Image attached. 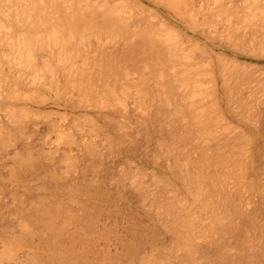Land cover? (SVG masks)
I'll return each mask as SVG.
<instances>
[{"label": "rangeland", "instance_id": "rangeland-1", "mask_svg": "<svg viewBox=\"0 0 264 264\" xmlns=\"http://www.w3.org/2000/svg\"><path fill=\"white\" fill-rule=\"evenodd\" d=\"M34 1L35 2L41 1L42 3L44 2L43 4H46L48 0H44V1L34 0ZM50 1L51 0H49V2ZM74 1H78V0H74ZM27 2H28L27 5L24 4V6H28V4H30V0H28ZM41 2L40 4L38 3L39 5L38 8L44 11L45 9L41 8L44 5H42ZM90 2L91 3L94 2V4L97 5L98 4L101 5L105 4L107 6L113 5L119 7L120 9H123L124 15L126 13V15L128 14V16H131L133 18L135 25H128V26H131L132 27L131 29H133L134 31L132 32L135 33L136 31V33L135 36L133 37H131L132 33L130 34L131 36L128 34L130 38H127L128 36L126 35L125 37L126 40H125L123 34L120 35V33L108 31L107 27H103V25L99 23L98 25H94L90 27L91 29L81 28L80 29L81 33L79 34H78L79 31L78 32L76 31L77 32L76 36H78L76 37L74 35V33H76L75 31L70 33L67 28H64L65 32L68 31L67 33H69L67 37L62 36L63 38H68L66 42L69 43L68 40L70 41L73 40V42H76L75 44L76 47L74 45V47L71 49L72 50L74 49L73 51L76 52V55H78L77 56L78 59L73 58V60L76 59V61L72 62L71 65L74 64L75 66L77 67L79 66L80 68L82 66L81 63L83 64V62L85 63L86 61H90L94 64L96 60L92 61L91 58H93L100 61L99 64L98 62H96L98 65L96 66V68L100 66L102 67L104 64L106 65L108 64V67L110 66V70L114 69V67L116 66L119 67L118 65L120 59L119 56L122 57L120 54L123 53L124 51V50L123 51L120 50L123 49L124 46H126V44L130 43V45L131 44L136 45L137 43H135V41L136 42L138 41L139 43L141 39L138 40V37H140V34L144 32L141 30L145 29V26L148 25H150L148 30L154 27L153 29L160 32L159 35L164 34L165 37L167 36L166 41L163 38L164 39L163 43L166 45V49L171 48V50H173L174 52L175 51L174 48H176L178 50L177 54L180 55L185 53L184 55L187 58L185 60L184 55H182L183 57L180 56L181 60H177V59L172 60V58H174L175 56L174 57L171 56L172 58H170V60H172L173 62L171 64L167 63L165 64V66H162V72L164 75L162 76L163 78H161L162 80L160 82H156L155 80H153L155 81L153 82L152 79L149 81L148 75L150 74V72L148 67L139 68L138 70V68H135L136 66L133 67L134 64H132L131 62H129L130 64L128 63V65H126L124 64V60L121 59L123 61L120 60L121 61L120 63H122V65L124 64L123 66L125 65L129 67L132 66L130 69L131 73H129L128 71L129 69L127 67L123 69V66L120 63L119 64L121 65V67L120 68L117 67L118 69L122 68V70H125V71L121 70L123 73L120 70H118L120 71L118 74L126 73L125 75H128V77L127 76L124 77L122 76V74L120 75L121 77H123L121 78V80L124 79L123 80L124 84L127 83L125 86L126 89L117 84L114 85L115 87L113 85H110L113 88H120V90L117 89L119 91L116 92L115 89L114 91L116 92V94L111 91L110 93L108 92L107 95L108 97L104 95L107 94L105 92L106 90L102 91L104 94L101 93L100 91L101 94L98 95L97 93L99 92H97L95 88L97 87L98 89L101 87L102 89L105 86L98 85L97 82L99 80L98 81L94 79L91 80L89 78V83L94 85V87L92 86L91 88L86 87V90L87 88L91 90L92 96H94L93 100H90L91 97H89V93L88 94H85L84 92L81 93L83 91L82 89L81 92H79L80 90L78 91L77 88L78 85L76 86V84H75L76 87L73 88L74 85L69 79L68 82L72 84V87L65 84L66 87L67 86L69 88L71 87L70 89L67 88L66 90V87H64L62 84L66 80V78L64 79L63 78L64 76L61 74L62 71L61 68L63 66H64L63 68H65V64L63 63L64 64L63 65L58 63L59 62L58 58L54 56L55 59L58 61V62L56 61L58 64H55L54 61L52 65L59 66L60 69L56 66V68L59 69V70L56 69L58 71L57 75H59V71H60L59 76L62 78H59L57 76V79L59 80L58 81L59 84L65 88L62 89V87H60L61 91L59 92L60 94L58 93L59 95L58 97L56 94H54V91L55 90L57 91L59 88L54 89L55 88L54 85H51L53 87H50L51 83L49 84L48 81V80L53 81L52 76H50L52 75L53 72L51 71L52 73H50V75L48 74L50 72L49 70L52 69L53 66L52 68L49 69L48 67L47 69V66H44L47 65L46 62H44L45 64L42 65V60H46L48 58L51 60V57L53 58V56H51V52L53 54V52L56 51L54 52L56 54L59 51H62L59 49H62L61 45L65 44L66 42L60 36H61V30L64 29L58 28V32H57L55 31V27H54V29L52 30L54 24L53 25L49 24L50 23L49 20L48 22L43 21L42 24H44V26H41L40 28H36V29L35 27L34 29L33 27H30L31 25H28L29 26L28 27L27 23H23L20 20L18 21V19L11 21L10 24L14 23L13 25L3 26L6 25L5 23L6 21L4 22V20L8 19L6 13L7 15H10L9 13L11 12L8 11L9 12L8 13L6 11V10H10L11 7L9 9L6 8L11 6L12 2H9L7 0L6 1L2 0V2L0 1V17L2 18V19L0 18V30L1 31H3V29L7 30L5 34L6 33L9 34L11 32V34L9 35L11 37H9L10 39L7 38V35H5L4 33H1V35L4 34L5 36L4 38L6 40L9 39L8 42L10 41L12 42L13 39V43H14L11 44L10 42V45L8 44L6 45V43L0 42L2 43V45L0 44V135H1L0 140L1 139L3 140V141L1 140L0 142V204L5 206V210L3 212H0V216L2 215L1 217L5 218V219L0 218V234H1L0 264H55L57 260L56 259L52 260V258L54 257L48 254L49 252L47 247L48 245L44 242V238L46 235L38 225L39 220L37 219V216H40V214L44 212L45 208L47 207L54 208V206L58 207V205L60 207V204H63L61 205L63 207L62 209H64L66 204L74 208H76V205L77 207H80L83 204L84 206L87 207V209H89L88 207H90L91 209L92 208L91 206L93 205L92 202L96 198L100 199L99 200L100 202L98 201V199L97 201L98 204L101 203V205L99 204V207L101 206L102 207L100 208L99 211L100 216H98V218L96 219L95 221L96 224L94 223L92 230L101 238L98 239L97 241L96 244L97 251H95L96 253L94 254L86 253L85 256L88 258V262H94L93 259L95 258V256L105 252V253H109L111 257L112 256L114 257V258L112 257L113 258L112 262H114V264L115 262L116 264H181V263L185 264L186 261L189 262L186 258L189 254H192L196 257V261H194L191 264H243L244 261L246 264H250V262L252 264H264V256H261L262 258L259 257L261 254L262 255L264 254L263 252L264 251V230H263L264 229V123H263L264 121L259 119V118L264 119V87H263L264 86V44H263L264 41L262 43L260 42L262 41L261 38H263L264 40L263 37L264 35L261 36L263 34L262 31H260L262 28L258 27L259 25L261 26L262 22H264V0H90ZM2 5L4 6L2 7ZM40 5L42 6L40 7ZM45 6L47 10V5ZM11 10H13V8ZM3 12H5L4 14L5 16L2 15ZM41 13L43 12L41 11ZM46 13L44 11L43 14H45L44 16L48 18L50 14L49 15L47 14L48 15L47 16ZM195 14L197 15L195 16ZM256 14L257 16L255 18ZM257 17L259 20L257 19ZM251 19L253 21H251ZM244 21L245 23L249 21L251 22L245 24ZM51 22L53 21L51 20ZM206 22L207 23L209 22V25ZM211 22L213 25L211 24ZM253 22H258L257 24H255V26L257 25L256 28L254 29L250 28L251 30L247 28L245 30L246 27L245 25L249 26V24ZM57 24L60 25V23H56V25ZM253 24H250V26H254ZM19 25L21 26L18 27ZM10 26H12L14 29ZM60 26L62 27V25ZM60 26L57 25L56 27H60ZM151 26L153 27L150 28ZM232 26L234 27L238 26V28H236L238 30L237 32L238 34L234 31V33L237 35H235L232 32L233 33L232 36L230 32V30H233ZM28 28H30V30L33 31L34 33L31 32ZM49 28H51V30L53 31V32L51 31V35H53L54 38L57 37L55 38L58 42L56 46H55L56 42L55 41L51 42L49 39L53 37L49 35L50 33ZM104 28H106V30ZM228 28L229 30H227ZM15 29H17L18 31ZM85 30L88 31V33L87 34L84 33L85 38H83V40H85V42H81L82 46L84 47H81L80 45L78 46V39H80L79 38L80 35H83V32H86ZM19 31H21V33L24 32L23 37H22L23 33L20 35ZM14 32H18L19 35H16L17 33ZM35 32H37V34L39 32V35L41 34L44 35V37L43 35H41V38H44V40L42 39L43 43L47 40V43L51 42L53 43V45L50 44L51 46L48 45V47H46L45 49H38L40 48L42 42H40L39 45L38 44L39 42L37 41L36 43L35 39H38L39 41L42 40L40 39L39 35L37 34L35 35ZM56 32L58 36H56ZM228 32H230V34H227ZM25 33H28L30 35L33 34V36L35 35L34 37L35 39L33 40L35 41V44L34 43L31 44V41L30 42L28 41L29 38L31 40V37H28L27 35H25ZM67 33H64V36H66ZM72 33L76 37L75 40H74L75 37L71 36ZM150 33L153 34L154 30ZM159 35L157 34L155 35V37L157 39H162L160 38ZM0 37L2 38V40L4 39L2 36ZM54 38L52 39L54 40ZM18 39L20 41L22 40V42L24 43L23 50L26 48L25 49L26 51L24 50L25 52H22L23 50L22 51L20 50L22 46L20 44V41H18ZM15 42L18 43V45L15 44ZM59 42L62 43L60 45V48L58 47L59 46L58 44H60ZM47 43L45 42V45H47ZM45 45L43 44L41 46H45ZM29 47L31 49L33 47V50H30ZM83 48L84 50L88 48V50H86L85 52ZM104 48L106 49L104 50ZM260 48H262V50ZM70 50H66V53L70 52L71 54L72 50L71 51ZM91 50L93 51V54ZM94 50L96 52H94ZM88 51H90L89 55L90 54L91 55L87 58L86 55ZM110 51L115 52L117 54L116 57L119 59H116V57H114L113 59H108L107 61V59L105 60L104 58H102L101 56L102 53L109 52L110 54L111 53ZM24 53L26 55L25 56L26 58L24 57ZM33 56L34 58L36 56H39L41 58L38 59L37 61L39 62V64H37L36 61L33 63L37 64V66L38 65L40 66L39 70L41 71L39 72L42 73V76L38 72L36 73L35 70H32V68H35L37 70L39 66L37 67L35 64L30 65L31 63L30 64L27 63V61L31 59L35 60ZM21 57L28 59L25 60L26 61L25 62L23 58H22L23 60L21 59ZM73 57L76 56L73 55ZM100 57L103 61L99 60ZM79 58L81 59L79 60ZM182 58L184 59L182 60ZM22 61H24L25 64ZM184 61L187 62L185 63ZM51 62L47 61L48 64H51ZM93 64H91V67L92 66L95 67V65ZM66 65H69L67 64V61H66ZM71 65H69L70 69H71ZM88 66L90 67V65ZM112 66L114 67L112 68ZM169 66L170 67L173 66L175 67V69L177 68L176 70H173V73L174 71L176 72L179 80H180V76L181 77L183 76L184 78L185 75L183 74L185 73L184 71H187L188 73L190 71L192 72L189 73V75L192 77H190L186 72L187 76H185V78L189 76L191 79H193L194 77V80H190L188 77V79L186 78V80H188V83H186L187 81L183 79L184 82L186 81L184 84H186L185 88H187V90L183 88L185 85L182 84L181 80H180L181 83L178 81L176 74L175 75L172 74V71L170 70ZM177 66L180 68V72L178 71ZM104 67L106 68V66ZM173 67L172 69H174ZM229 68L230 69L232 68V70H235V72L229 70ZM102 69L101 71L105 72V70ZM187 69L190 71H188ZM91 70H93V67ZM66 71H63L62 73ZM95 71L93 70L92 73ZM118 71L116 70V72ZM104 72L102 74L109 73L108 70H106L105 73ZM233 72L236 74H234ZM67 73L69 74L70 72L64 73L65 76H68L66 75ZM97 74L96 75L92 74V75L96 77ZM112 74L114 73L112 72ZM240 74H242V76L245 74L246 76H244L243 78L242 76H240ZM53 76H55L56 78V74ZM151 76H150L151 78L155 79V77H153L152 74ZM226 78H230L231 80ZM108 79L111 80L112 78L110 79L109 77ZM243 79H246V81ZM147 80L149 82L151 81L153 82V83L151 82V84L148 82L150 86L157 88V90L153 88V90L155 89L154 90L155 92L153 91L154 94L151 92L152 88L150 87L151 89L150 91L149 87L146 86ZM56 81L57 80H55L54 82L56 83ZM123 81H121L120 83H122ZM129 81H133V82L131 83ZM224 81H230V82L229 83L226 82V84L228 83V85H226L224 84L225 83ZM237 81H240V83H238ZM136 82L140 84V87L142 86V88H144L143 91H146L147 88L149 89L150 95L148 92L147 97L151 98L153 94V96L155 95V97H157L159 101L153 97L154 99L153 98L152 99L154 100V102H152L150 99L149 100L152 103L148 101L152 105L145 104L146 100L145 102L144 101L140 103L137 102V100L142 101L148 98L145 97L146 95L144 93L142 95L138 93V90L140 91V89H138L139 84ZM242 82H244V84ZM112 83L113 82L109 81V84ZM56 84H57L56 87H58V83ZM149 84L147 85L149 86ZM144 85L147 88H145ZM178 86L179 88H182L184 91H182V89L180 90ZM230 86L231 88H229ZM128 87H130L129 90L127 89ZM51 88H53L54 90L53 92ZM72 88L74 90H72ZM62 90L64 91L65 94L63 93ZM177 90L178 92L182 91L184 95L188 96L185 100H183L184 102L188 100L187 102H190L189 106L192 103V106L198 108L197 109L198 112L194 110L196 114H194L195 112L191 113L192 111L190 110H189L190 112H188L187 110L188 108L187 109L185 108L184 113L180 112L182 114L181 116L183 117L190 116L188 117L189 119H191L190 127L195 129V131L193 129H191L190 131L187 130L186 132L187 137L184 135L185 133L181 135L180 132L177 131L176 127L171 125V122H169L170 118L173 117V115H175L173 114V111H171L172 109L169 108H172L170 107V105L174 106L177 104V102L176 104L171 103L174 101L173 99H176L177 97V94H175ZM120 91L121 92L124 91L123 92L124 94L121 95ZM128 91H130L131 93L129 92L128 94ZM111 93L112 94L114 93L115 95L113 94L111 96ZM159 94H161V96L163 95L162 97L165 98L162 99V97L159 96ZM165 94L168 95V97L164 96ZM117 95L119 99L116 97ZM133 95L134 97H132ZM179 95L181 96V93ZM179 95L177 98H179L180 100L181 97H179ZM254 95L256 96V98ZM136 96L137 97L141 96V99L136 98ZM109 97L112 98L110 99ZM239 97L240 99H238ZM235 98L237 100H235ZM257 98L258 100H256ZM113 99L115 101H113ZM164 99L165 101L163 103L162 100ZM212 99L214 100V102ZM245 100L246 102H244ZM155 102L157 103L160 102L162 104H165L167 108L165 107V105H162L160 107L161 108L164 107L163 110L168 109L169 112L165 113L167 111H163L161 108L157 106V104L156 105L153 104ZM184 102L181 101L180 103H183L182 105H185ZM160 103H158V105ZM193 103L195 105H193ZM255 104H257V106H255ZM154 105L158 108H156ZM182 105L181 108H183ZM244 105H247L248 110L245 108ZM252 105H254V107H252ZM257 107L259 108L257 109ZM181 108L178 107L177 109H175V111H180ZM155 110H158L159 111L158 114L160 115L173 114L171 117H168V119L166 116H162V115L160 116V118L158 115L156 117H158L159 120L166 117L164 119H167L166 120V122L168 123L167 128L172 131L171 132L170 130L167 129L168 131L166 132H171L172 134L176 132L178 136L176 134L171 135V133L170 135H166L165 138L163 136L162 137L160 136V132L165 136L166 133H164L163 131L166 130L165 125H167V123L163 124L164 121L162 120L161 122L160 120V122L164 125L161 128V124L159 121H157L156 117L154 116L155 119L152 117L154 115L152 113ZM162 111L165 114L161 113ZM170 111L172 112V114H170ZM250 111H252V113ZM255 112L263 113L262 115H260L261 117L259 116L257 118L256 116V118L259 120V121L255 120L257 126L259 129L261 128V130L257 133L253 132V130L255 129L252 128L254 127L253 123H255L253 122V120L250 121L253 124L251 126L249 123L244 122V120L247 121L248 116L250 117L251 115H253V113L256 114ZM241 113H243V115ZM204 114H206V116L211 119L209 120L213 122L215 128L217 127L218 132L214 128L215 132H217L214 135L217 136L216 137L217 139L220 138L219 140L220 142H224V140H226L227 143H231L235 139L234 142L236 144L234 145V147L232 146L233 151H230L229 155L232 154V156L236 158V161H238V170L237 171L234 170L235 174L237 172L236 174L237 178L235 174L232 173L233 171L231 169V166H226L227 165L226 164L224 166L227 169L230 168V171H232L231 173L227 172V175L228 173L229 175L231 174L230 177L227 179L229 184L228 185L223 184L222 181H220L221 183H219L223 185L220 186L223 187V190L224 188H226L227 191L226 192L223 191L224 193L230 191L232 192V194L229 192L228 193L229 197L228 195H224L228 197V198H224L227 200L226 201L222 198L223 195L220 192L222 196H220L219 198H222L224 200L222 202L223 204L233 206L234 208L232 207L230 208L232 210L236 209L237 212L241 210L239 209V207L244 209L245 211L248 210L250 211L258 207L260 208V210L258 209L259 211L257 214L258 221L256 222L255 226L249 228V231L247 233L248 235L246 234L245 236L243 234V237L238 239H235L233 237L229 238V240L232 241L233 247L228 251V253L229 255H232L236 260L223 259L221 253H214L213 251H211V249H209L208 246L213 242V239H210L211 234L212 235L215 234L216 238H218L217 236L219 234L216 233L217 231H212L213 229L211 228H210L211 230L209 229L211 232H209L207 228H205L207 227L205 223L209 221V218L210 220L211 218H213L212 220H214L215 224L221 226L223 222H224L223 225H227L226 222L229 219L227 218L226 220H223L221 224H219L218 221L215 220L216 214L213 210L221 205V204L218 205L217 203L218 192L217 193L215 192V190L218 191L217 187L219 186H216L215 190L213 191L212 190L213 184L211 185V182H213L214 179L216 180V177L214 176L215 178L213 179V181H211L212 177L210 178V176L209 177L204 176L207 174V172H205V168H206L205 165L206 164L208 165V163L206 162H208L209 160L206 157L205 153L203 152H213V151L211 149L203 148L204 150H201L202 153L196 151L194 152V150L198 149V146L201 145V143L198 146L196 145L197 142H199L197 137L201 135V133H199L201 130L200 131L198 130L199 129L198 127L200 126H198L197 124L196 116L199 115L198 117H200L201 119L204 118V120H207L208 118H205L206 116H204ZM149 117L150 119L152 118V120L153 119L154 120L153 121L151 120L152 122H150ZM176 117L179 118L180 116H176ZM252 117H254V115ZM175 118L173 124L180 125L177 128H179L182 131V129L180 128L181 124L184 123L186 120L181 123V121L177 119L178 123H175L176 121ZM218 118H219L218 122L226 126L224 127L226 128V131L224 130V128H222L225 132H222L221 130L222 125L214 121L217 120ZM171 119L173 120V118ZM155 120L157 121V125L156 124L154 125L156 128H154L153 126L154 124L153 122ZM209 120H207L208 121L207 124H209ZM257 121L261 124H259ZM186 124H189V122ZM144 126L146 127L144 128ZM211 126L212 123H210V127ZM188 127L189 126L187 125V129ZM158 128L162 129L163 131L156 130ZM151 129L153 130L155 129L159 133L155 131L154 134L152 135L151 133L153 131ZM184 129H186L185 126ZM219 132H221L220 134L222 137L220 136ZM242 133L243 134L248 133L249 135L247 134L241 136ZM225 135L227 136V139L226 137H223ZM173 136L175 138H173ZM181 136H185L184 138L182 137L183 140ZM245 136H247L245 138L247 139L246 140L247 144L244 146L249 147L246 148L248 150L246 152L249 154L251 150L258 151L259 157H255L254 159L255 168L253 170L251 169L248 170L249 165H246L245 167H243V171H242V169L240 168L241 166L240 162L242 163L243 161L247 160V159L246 160L243 159L245 158L243 155H247V153L243 151V149L241 148V144H243L242 142L245 141V140L243 141L244 139L243 137ZM3 138L4 139L6 138L7 141H5ZM211 140L210 143L213 144L214 140L213 141ZM171 143H173L174 145H171ZM253 143L255 145H252ZM109 144L112 145L110 146ZM89 147L91 150L88 149ZM166 147H168V151ZM174 147L175 148L177 147V149L179 150H175ZM181 147L184 151L181 149ZM237 148L239 149V151L237 150ZM180 152L182 155L181 157L182 159H180L181 163H179V165L181 164L183 165L182 162H185L186 159L188 161L187 165L188 166L190 165V167H188L184 163L186 167H184L183 165L182 167L183 170L182 168H180L182 172L181 170H179V167L181 166H178L177 164L178 163L177 160H179L178 158H180L179 157ZM198 153L202 155L204 154V156L207 158L206 159L205 157L202 156L204 160L206 159L205 160L206 162L203 160L206 164L200 161L202 158L197 159L196 155L199 157L201 156ZM210 155L214 156L215 154L212 153ZM210 155L208 154L209 157ZM184 156L186 157L185 159ZM217 157L215 158L218 159ZM221 157L222 158L220 159L222 161H224L223 158H225L228 159L229 162H231L230 161L231 158H226L225 154L222 155ZM27 159L30 160L28 161ZM220 159H218L217 161L219 162ZM175 161H177V163ZM210 161L213 162L212 159ZM224 162L227 163V161ZM233 162L236 163L235 161ZM217 164L220 165V163ZM229 165H231V163H229ZM220 166L222 167V165ZM220 166L219 167L215 166L214 169L217 170L219 169L222 172L223 170L220 169L221 168ZM233 167L235 168L236 166L233 165ZM226 168L225 170L228 171ZM245 168H247V170ZM207 169L210 168L207 167ZM214 169L212 167V170ZM191 170H192V175H191ZM217 170L213 171L214 173H212L211 171L210 172L214 175L215 172L218 173L220 172ZM245 170L246 172L247 171L248 172L245 173ZM186 171H190L189 172L190 174L188 175L187 179H189V177L191 176V179L189 180L190 182H192L191 183L192 186L189 185L190 182L189 184L187 182V179L185 177V175L187 176ZM126 172L129 174V176L133 175L129 179L132 182L128 180L127 175H126L127 178L126 176L124 178ZM178 172L179 173L181 172L183 174L181 173L178 174ZM203 172H205L204 175ZM221 172L219 173V175L222 174ZM223 172L225 173V171ZM121 174H123V178ZM244 174L247 177H245ZM193 176L195 177V180L197 176V179H199V181H194L193 183V181H191ZM120 177L122 179H120ZM203 177L205 178V180H203L204 179ZM55 178L57 180H55ZM220 178L223 179V176H221ZM224 178H225L224 180H226L225 175ZM52 179L55 181H53ZM134 180L137 181V183L141 182L142 184L140 185H144L146 189L147 187L149 188L145 190L144 188L140 187V185L133 183ZM202 180L204 183H207L206 186H207L208 195H206V198L208 196V198L210 199L211 203L209 202V204H212V206L213 204H215L216 207V208L213 207L214 209H211V211L209 210L211 213H209L208 210L202 208L199 203V201L203 202L205 198L204 195L207 194V192H205L206 190L204 188L205 187L204 184L201 185L200 181ZM117 181L119 182L117 183ZM216 181L219 182L218 176ZM248 182H251L252 184ZM77 184L80 185V187H78L79 190L76 188L77 186H79ZM134 184L142 189L140 190L134 188L135 187ZM261 184L263 187L261 186ZM74 185L76 187H74ZM81 187L83 190H81ZM193 187L197 189V192L200 193V196H197L198 193L197 194L192 193L195 190L193 191L189 190L191 188L195 189ZM143 189L147 192L144 191V193H141L140 191H143ZM200 189L202 190L204 189L205 193L201 194ZM257 189H259V191ZM242 192L246 195H244ZM233 193L235 195L237 194L236 195L237 201L232 196L234 195ZM139 194L141 195L139 196ZM144 195L145 198H142L144 197ZM70 196L72 198L71 201H73V203H71V201L69 200ZM73 197L75 198L74 200L76 201L73 200ZM197 197L200 198L198 199ZM169 199L171 201L173 200V203L174 202L178 203V205L181 208L183 207L185 211L184 214L186 215L185 219L190 216L187 209H189L190 214L191 212L193 213L192 214L193 216H191L192 219L191 218L188 219L190 220V222L192 221V223L196 225L198 231L196 232L195 235H198V232L200 234L197 237L193 238V239L196 238L195 241L192 239V241L194 242L192 243V245L195 247V250H197L194 253L191 252V249L193 247L192 246L190 247V245L186 243L189 238L186 235V233L188 234V232L186 233L184 232V235L187 237L184 239L185 241L181 239L183 234L181 233L182 231L180 229H182L183 227L179 228L182 236L180 235V233L177 234L179 231L176 232L177 230L174 223V216L169 206L170 203H168ZM243 199L245 201H243ZM248 200H250L251 202ZM221 201L222 200H219L218 202ZM234 201H236L238 204L233 203ZM57 203L58 205H56ZM209 204H207L208 207ZM212 206L210 207L212 208ZM15 208H17L18 211H20L19 215L17 214L15 215L14 213ZM32 211L33 212L35 211V213H33ZM37 212L39 215L37 214ZM218 212L220 214V211ZM61 213H59V215ZM62 215L63 214H61L59 218ZM158 215L162 219H160ZM210 215H212L213 217H211ZM231 216L232 215H229V217ZM67 219L69 218L65 219L66 222H68ZM157 219L161 220L160 222L164 224H161ZM237 219L236 222H239L241 220L240 217ZM214 222L211 223L214 224ZM192 223L188 224L189 226L188 228H193ZM163 225L164 226L166 225V227H164ZM218 226H215L216 229H218L217 228ZM237 226L240 227L241 223H238ZM71 227L72 224H70V228ZM170 228H174L173 230L176 231L172 232ZM186 229H187L186 227L183 228V231L188 230ZM165 230L166 232L169 233H166ZM189 230L192 231V229ZM28 231L30 232L29 233L30 236L24 234L27 233ZM190 231L189 234L191 235ZM25 235H27L26 238L27 237L28 238L21 241V238L22 239L25 238ZM134 235H136V237ZM177 235H180L181 237L178 238L176 237ZM215 236L212 237L214 238ZM63 239L64 241H66L65 235ZM243 242L246 243L247 246H245ZM189 243H191V241ZM249 243H251L254 247L253 246L251 247V244L249 245ZM242 245L246 247L245 251L244 250L242 251L240 249ZM250 247L252 249H249ZM254 248H256V250ZM154 249L156 251H154ZM169 249L171 250L169 251ZM180 249L184 250V252H182V250ZM248 250L250 251L248 252ZM240 251L244 253L246 258H249L247 257L248 255L250 257L252 256L251 257L252 261L251 259L246 260L245 257H240L242 256V253ZM140 256L143 257L142 258L143 260L141 259ZM201 256H203L204 258ZM48 257L50 258V260ZM139 261H141L142 263Z\"/></svg>", "mask_w": 264, "mask_h": 264}, {"label": "bare ground", "instance_id": "bare-ground-1", "mask_svg": "<svg viewBox=\"0 0 264 264\" xmlns=\"http://www.w3.org/2000/svg\"><path fill=\"white\" fill-rule=\"evenodd\" d=\"M1 2H2V0H0ZM3 1H6V0H3ZM7 1H9V2H12V4H11V6H9L8 8H6V9H9L10 7V10H6L7 12L9 11H11L9 14L10 15H7V13H6V16L8 17V19L7 20H4V22L6 23V25H3V26H7V25H13V24H10L11 23V21L12 20H15V19H18V21L20 20L21 22H23V23H27V26L28 25H31L30 27H33V29H34V27H35V29L36 28H40L41 26H44V24H42L43 23V21H46V22H48V20H49V24H54V26L52 27V30L54 29V27H55V31H57L58 32V28H62V29H64V28H67L68 30H69V32L71 33V32H73V31H79L78 32V34L79 33H81L80 32V29L81 28H85V29H91L90 27H92V26H94V25H98L99 23H101V25H103V27H107V29H108V31H112V32H117V33H120V35L121 34H123L124 36V39L126 40V35L128 36L127 38H130V34L132 33V36L131 37H133V36H135V33H136V31H135V33H133L134 31H133V29H131L132 27L131 26H128V25H135V23H134V20H133V18L131 17V16H128V14L126 15V13H125V15H124V12H123V9H120L119 7H116V6H107V5H105V4H94V2L93 3H91L90 2V0L88 1V0H78V1H74V0H51L50 2H49V0L47 1V3L46 4H43L41 1H39V0H37V1H39V2H35L34 0H30V4H28V6H24V4H26L27 5V1L28 0H7ZM42 1H44V0H42ZM21 2H23V3H21ZM40 2H41V4L42 5H44V6H42V5H40V7L41 8H43V9H45L44 11H45V13H46V15L48 14H50L49 16H48V18H46L44 15L45 14H43L44 13V11L42 10V9H39L38 7H39V5H38V3L40 4ZM187 2V1H186ZM35 3H37V4H35ZM184 3V2H183ZM13 4H15V5H13ZM185 4V3H184ZM6 5H7V3H6ZM9 5H10V3H9ZM45 5H47V10H46V6ZM97 5V6H96ZM190 5H192V4H190ZM4 5H2V7H3ZM29 6H30V8H29ZM45 7V8H44ZM49 7V8H48ZM13 8V10H11ZM190 9V8H189ZM192 9V8H191ZM194 9V8H193ZM5 10V9H4ZM41 11L43 12V13H41ZM192 11V10H191ZM201 12V11H200ZM200 12H198V13H200ZM2 13V12H1ZM128 13V12H127ZM5 14V12H3V14L2 15H4ZM197 14H195V16H196ZM5 16V15H4ZM11 16V17H10ZM128 16V17H127ZM256 16H257V14L255 15V18H256ZM3 17V16H2ZM1 18V17H0ZM45 18V19H44ZM254 18V19H255ZM2 19V18H1ZM6 19V18H5ZM47 19V20H46ZM211 19V18H210ZM257 19H258V17H257ZM260 19H262V18H260ZM51 20L53 21V22H51ZM259 20V19H258ZM257 20V21H258ZM246 21H248V20H246ZM251 21H253L252 19H251ZM251 21H249V22H251ZM262 21V20H261ZM4 22H3V24H4ZM9 22V23H8ZM210 22V21H209ZM209 22L207 23L208 25H209ZM242 22V21H241ZM249 22H247V23H249ZM8 23V24H7ZM56 23H60V25H62V27L59 25V24H57L58 26H60V27H56L57 25H56ZM244 23H245V21H244ZM243 23V24H244ZM247 23H245V24H247ZM254 23V24H253ZM253 23H250V24H253L254 26H255V24H257L258 22H253ZM263 23V24H262ZM261 23V26L259 25L258 27H260V28H262V29H264L263 27L264 26H262V25H264V22H262ZM18 24V23H17ZM205 24V23H204ZM211 24H212V22H211ZM210 24V25H211ZM250 24H249V26L248 25H245L246 27H245V30L247 29V28H256V26L254 27V26H250ZM23 25V24H22ZM37 25V26H36ZM38 25H40V26H38ZM213 25V24H212ZM17 26V25H16ZM21 25H19L18 27H20ZM51 26V25H50ZM149 26L150 25H148V26H145V29H142L141 31H144V32H142L141 34H140V37H138V40H140L141 39V41H139V43H138V41L136 42L135 41V43H137L136 45L135 44H131L130 45V43L129 44H126V46H124V48L123 49H119L120 51H123V53H121L120 55L122 56V57H120L119 56V58H117L116 56H117V54L115 53V52H111L110 54H109V52L108 53H102V58H104L105 60L107 59V61H108V59H113L114 57H116V59H119V62H118V65H119V67L118 66H116V67H114V66H112V68L114 67V69H112V70H122V68L121 69H118V68H120L121 67V65H122V63H120L121 61H123L124 60V64H126V65H128V63L129 62H131L132 64H134L133 65V67L134 66H136L135 68H138V70H139V68H145V67H148V69H149V72H150V74H149V72H148V76H149V81L152 79V81L153 80H155L156 82H160L162 79L161 78H163L162 76L164 75L163 74V72H162V66H165V64H171L173 61L172 60H175V59H177V60H181V57L180 56H182V55H184V54H177L178 53V50L176 49V48H174L175 49V51L173 52V50H171V48L170 49H166V45L163 43V41H164V39H165V41H166V38H167V36L165 37V35L164 34H160L159 35V31H156L155 29H153L154 27L153 26H151L150 28H152V29H150V30H148L149 29ZM248 26V27H247ZM10 27H12V26H10ZM29 27V26H28ZM102 27V26H101ZM129 27V28H128ZM231 27V26H230ZM13 28V27H12ZM56 28H57V30H56ZM98 28V27H97ZM232 28H233V30H230V32H231V34H232V36H233V33H234V31L237 33L238 32V30L236 29V28H238V26H236V27H234V26H232ZM231 28V29H232ZM14 29V28H13ZM22 29V28H21ZM25 29V28H24ZM29 30H30V28H28ZM32 29V28H31ZM105 30H106V28H104ZM104 29H102V30H104ZM141 29V28H140ZM147 29V30H146ZM242 29V28H241ZM250 29V30H251ZM260 30V31H262V35L261 36H263L264 35V30ZM15 30H17V29H15ZM50 30V31H49ZM49 35H51V28H49ZM61 30V29H60ZM130 30H131V32H130ZM146 30V31H145ZM154 30V33L153 34H151L150 32H152V31ZM227 30H229V28L227 29ZM237 30V31H236ZM9 31H10V29H9ZM18 31V30H17ZM22 31H24V30H22ZM31 31V30H30ZM38 31V30H37ZM67 31V30H66ZM86 31V30H85ZM99 31V30H98ZM133 31V32H132ZM140 31V32H141ZM148 31H150V32H148ZM156 31V32H155ZM5 32H7V30H4L3 29V31H1L0 30V36H2L3 38L5 37L4 36V34H5ZM20 32V35L22 34V37H23V35H24V32H22L21 33V31H19ZM26 32H27V30H26ZM31 32H33V31H31ZM53 32V31H52ZM57 32H56V36H58L57 35ZM68 32V31H67ZM67 32H65V29L64 30H61V36H60V34H59V36L61 37V38H63V37H67L68 35H69V33H67ZM77 32L76 33H74V35L76 36V34H77ZM102 32H104V31H102ZM101 32V33H102ZM230 32H228L227 34H230ZM233 32V33H232ZM1 33H4L3 35H1ZM14 33H17L16 35H19L18 34V32H14ZM34 33V32H33ZM64 33H67L66 34V36H64ZM84 33L85 34H87L88 33V31H86V32H83V35H80V39H78V46L80 45L81 47H84V46H82V43L81 42H85V40H83V38H85L84 37ZM111 33V32H110ZM11 34V32L8 34V33H6L5 35H7V38H9V37H11V36H9ZM37 34V32H35V35ZM41 34V33H40ZM63 34V35H62ZM130 36H129V35ZM159 35L160 36V38H162V39H157L156 37H155V35ZM235 34V33H234ZM238 34V33H237ZM237 34H235V35H237ZM25 35H27L28 37H31V40H30V38H29V42L31 41V44H35V41H36V43H37V41L39 42L38 44L40 45V42H42L41 43V45H45V42L47 43V40L43 43V40H44V38H41V35H43V34H41V35H39V32H38V34L37 35H39V37H40V39L42 40V41H39L38 39H35L34 37H35V35L33 36V34H28V33H25ZM73 35V33H72V35L71 36H74ZM112 35V34H111ZM115 35H117V34H115ZM51 36H53V35H51ZM63 36V37H62ZM74 36V37H75ZM159 36H158V38H159ZM164 36V37H163ZM252 36V35H251ZM43 37H44V35H43ZM60 37H58V38H60ZM76 37H78V36H76ZM76 37L74 38V40L76 39ZM229 37V36H228ZM243 37V36H242ZM264 37V36H263ZM1 38V37H0ZM36 38H38V37H36ZM46 38V37H45ZM52 38H54V36L53 37H51V38H49L50 39V41L52 42V41H55L56 43H55V46H56V44L58 43L57 42V40L55 39V38H57V37H55L54 38V40L52 39ZM101 38V37H100ZM118 38V37H117ZM164 38V39H163ZM10 39V38H9ZM9 39L8 40H6L5 38L2 40V38H1V41L0 42H4V43H6V45L8 44V45H10V42H8L9 41ZM35 39V41H33ZM47 39V38H46ZM64 39V41L66 42V40L68 39V38H63ZM70 39V38H69ZM96 39V38H95ZM99 39V38H98ZM255 39V38H254ZM6 40V41H5ZM62 40V39H61ZM72 40V39H71ZM87 40H88V38H87ZM261 40L262 41H260L261 43L264 41L263 40V38H261ZM18 41H20L19 39H18ZM59 41V40H58ZM63 41V40H62ZM79 41H80V43H79ZM128 41V40H127ZM167 41H168V39H167ZM250 41V40H249ZM47 43V45H45V46H41L40 45V48H38V49H45L46 47H48V45H50V44H52L53 45V43ZM68 42L69 43H65V44H63V45H61L62 43L61 42H59L60 44H58L59 46V48H60V45H61V47H62V49H59V50H62V51H57L58 53H54V52H56V51H54L53 52V54H52V52H51V56H53V58L51 57V60L48 58V56H47V58L48 59H46L48 62H51V61H53V62H51V64H48L47 63V61L46 60H42V65H44L45 63L44 62H46V64L47 65H44V66H47V69H48V67H49V69L50 68H52V64L54 63V61H55V64H58V63H60V64H65V68H63L62 66V71H61V74L64 76L63 78L65 79L66 78V82L64 83H62L63 84V86L64 87H66V85L65 84H67V85H69V86H71L72 87V84L74 85V87L73 88H75L77 85H78V91L79 92H81V89L83 90L81 93H85V94H88L89 93V97H91V99L90 100H93V97L94 96H92V91L91 90H89L88 88H87V90H86V87H94V85L93 84H90L89 83V78L92 80V79H94V80H99L98 82H97V84L98 85H101V86H105V87H103L102 89H101V87L100 86H98V87H100V88H98L97 89V87L95 88V90L97 91V92H99V93H97L98 95L99 94H101V93H103L102 91L104 90H106L105 92L107 93V94H104L105 96H107L108 95V92L110 93V91L111 92H114L115 94H116V92L117 91H119L120 90V88H113L112 86H110V85H119V86H121V87H123V88H125L126 89V84H124V79L123 80H121V78H123V77H121L120 75L123 73L122 71H125V70H122L121 72L122 73H120V74H118L120 71H118V72H116V70L115 71H112V70H110V66L108 67V64L106 65V64H104L102 67L100 66V67H98V68H96V66H98L97 65V63L96 62H98V64H99V62L100 61H98L97 59H93V58H91L92 59V61L93 60H96L95 62H94V64L92 63V62H90V61H86L85 63L83 62V64L81 63V65L83 66H81L80 68H79V66L77 67V66H75L74 64L73 65H71L72 64V62H74V61H76V59H78L77 58V56L78 55H76V52H74L71 48H73L74 47V45L76 44V42H73V40L72 41H70V40H68ZM73 42V43H72ZM243 42V41H242ZM1 45H2V43H0ZM11 44H14L13 43V39H12V42H11ZM15 44H17L18 45V43H16L15 42ZM20 44H21V46H22V48H20V50L22 51L23 50V45H24V43L22 42V40L20 41ZM243 44V43H242ZM264 44V43H263ZM175 45V44H174ZM255 45H256V43H255ZM51 46V45H50ZM77 46V47H78ZM177 46V45H176ZM75 47H76V45H75ZM98 47V46H97ZM104 47V46H103ZM102 47V48H103ZM167 47H170V46H167ZM255 47V46H254ZM30 48V47H29ZM101 48V49H102ZM11 49H13V48H11ZM26 49V48H25ZM24 49V50H25ZM72 51H71V50ZM98 49V48H97ZM96 49V50H97ZM106 48H104V50H105ZM261 50H262V48H260ZM22 51V52H25V51ZM30 50H33V47H32V49L30 48ZM66 50H70L72 53L70 54V52H67L66 53ZM83 50H84V48H83ZM86 50H88V48L86 49ZM86 50H84L85 52H86ZM103 50V51H104ZM28 51V50H27ZM39 51V50H38ZM92 51V50H91ZM99 51V50H98ZM172 51V52H171ZM40 52V51H39ZM75 54H74V53ZM89 52L90 51H88V53H87V58L91 55H89ZM94 52H96L95 50H94ZM263 52V51H262ZM175 53V54H174ZM180 53V52H179ZM22 54V53H21ZM75 55L76 57H73V55ZM92 54H93V51H92ZM96 54H98V53H96ZM173 54V55H172ZM70 55V56H69ZM72 55V56H71ZM178 55H179V57H178ZM26 55H25V53H24V57H25ZM32 56V55H31ZM56 58H58V61L55 59V57ZM58 56V57H57ZM174 57V58H172V57ZM24 57H21V59L23 58L24 59V61L25 60H27V59H25ZM37 57H39V56H36L35 58H34V56H33V58L35 59V60H29V61H27V63H31L30 65H33V64H35V63H33V62H35L36 61V63L37 64H39V62H37L38 61V59H41L40 57L39 58H37ZM50 57V56H49ZM183 57V56H182ZM184 57H185V55H184ZM73 58H76V59H74L73 60ZM84 58V57H83ZM86 58V57H85ZM170 58H172V60H170ZM186 58L187 57H185V60H186ZM22 59V60H23ZM70 59V60H69ZM81 58H79V60H80ZM99 59V58H98ZM121 59H123V60H121ZM184 58H182V60H183ZM90 60V59H89ZM99 60H101V61H103L102 59H101V57H100V59ZM121 60V61H120ZM171 62H170V61ZM24 61H22L24 64H25V62ZM32 61V62H31ZM58 63H57V62ZM66 61H67V64H69V65H71V69L69 68L70 66L69 65H66ZM78 61V60H77ZM81 61H83V60H81ZM69 62H71V63H69ZM113 62V61H112ZM185 62V61H184ZM187 62V61H186ZM185 62V63H186ZM88 63V64H87ZM96 63V64H95ZM121 65H120V64ZM184 63V64H185ZM37 64H35L36 66H37ZM59 64V65H60ZM63 64V65H64ZM91 64H93V65H95V67L94 66H92L93 67V70L95 71L96 69H99V70H96L95 72H93L92 73V71L93 70H91L92 69V67H91ZM123 64V65H124ZM130 64V63H129ZM188 64V63H187ZM77 65H78V62H77ZM86 65V66H85ZM88 65H90V67L88 66ZM122 65V66H123ZM123 66V69H125V67H127L129 70V73H131V67H129V66ZM39 66V65H38ZM37 66V67H38ZM43 66V67H44ZM55 66V67H54ZM53 66V68L52 69H50L48 72V74L50 75V73H52V75H50V76H52V78H53V81L52 80H48L49 81V84H50V87H53V86H51V85H54L55 86V88L54 89H57V88H59L57 91L55 90H53V88H51L52 89V92L54 91V94H56L58 97H59V95H58V93L61 91L60 90V87H62V89L64 88L63 86H61L60 84H59V80L57 79V76L59 77V78H62V77H60L59 75H60V71H59V75H57V73H58V71L57 70H59L60 68H59V66H57V65H54ZM56 66L59 68H56ZM104 66H106V68L104 67ZM32 67V66H31ZM67 67H68V69H67ZM108 67V68H107ZM118 67V68H117ZM170 67V66H169ZM172 67L173 66H171L170 67V70L172 71V74H176V72L174 71V73H173V70H176L175 69V67H176V65H175V67H173L174 69H172ZM178 67V66H177ZM188 67V66H187ZM39 68H40V66L37 68V70L35 69V68H32V70H35L36 71V73L38 72L39 74H41V76H42V73L41 72H39V71H41V70H39ZM94 68H96V69H94ZM104 69L105 70V72H106V70H108V72L109 73H107V74H102L103 72L101 71V69ZM55 69V70H54ZM57 69V70H56ZM64 69V70H63ZM66 69H67V71H66ZM70 69V70H69ZM102 69V70H103ZM69 70V71H68ZM110 70V71H109ZM137 70V69H136ZM188 70V69H187ZM201 70V69H200ZM199 70V71H200ZM207 70V69H206ZM229 70H232V68L230 69L229 68ZM237 70H239V69H237ZM52 71V72H51ZM55 71V72H54ZM57 71V72H56ZM63 71H66V72H70L69 74L67 73L66 75H68V76H65V74L64 73H66V72H64V73H62ZM99 73H98V72ZM114 73V74H112V72ZM178 71L180 72V68L178 67ZM188 71H190V70H188ZM232 71H234L235 72V70H232ZM102 72V73H101ZM104 72V73H105ZM185 73H183V74H185L184 75V78H183V76L181 77L179 74V76H180V80H181V82H182V84L183 85H185L183 88H185L186 87V84H184L186 81V83H188V80H186V78L188 79V77L190 76L189 75V73L191 72H187V71H184ZM186 72H187V74L189 75L188 77H186L185 78V76H187V74H186ZM208 72V71H207ZM233 72V73H234ZM238 72V71H237ZM35 73V72H34ZM98 73V74H97ZM116 73H117V75H116ZM167 73H170V72H167ZM192 73V72H191ZM56 74V78H55V76H53V75H55ZM92 74H97V78L94 76V75H92ZM113 75V77H112V75ZM126 74V73H125ZM125 74H122V76H127L128 77V75H125ZM151 74L153 75V77H155V79L154 78H151L152 76H151ZM182 74V75H183ZM202 74V73H201ZM228 74V73H227ZM234 74H236V73H234ZM108 75V76H107ZM114 75H115V77H114ZM210 75V74H209ZM36 76H37V74H36ZM151 76V77H150ZM228 76V75H227ZM240 76H242V74H240ZM244 76H246L245 74L242 76L243 78H244ZM68 77V78H67ZM110 77V79L112 80H109L108 78ZM117 77H119V78H117ZM176 77H177V79H178V76H177V74H176ZM190 77H192V76H190ZM189 77V79L190 80H194V77H193V79H191ZM236 77V76H235ZM167 78V77H166ZM237 78V77H236ZM68 79L72 82V84L71 83H69L68 82ZM127 79V78H126ZM168 79V78H167ZM183 79L184 80H186L185 82L183 81ZM226 79H230V78H226ZM226 79H223V80H226ZM238 79V78H237ZM240 79H241V77H240ZM55 80H57L56 81V83H58V87H56L57 86V84L54 82ZM63 80V79H62ZM180 80L178 79V81L180 82ZM231 80V79H230ZM243 80H245L246 81V79H243ZM108 81V82H107ZM109 81L110 82H113L112 84H109ZM121 81H123L122 83H120ZM148 80H147V84H151V82H149ZM155 81H153V82H155ZM196 81V80H195ZM242 81V80H241ZM53 82V83H52ZM68 82V83H67ZM94 82V81H93ZM119 82V83H118ZM129 82H133V81H129ZM128 82V83H129ZM149 82V83H148ZM152 82V83H153ZM168 82H169V80H168ZM180 82V83H181ZM225 83L224 84H226V82H230V81H224ZM238 83H240V81H237ZM252 82V81H251ZM263 82V81H262ZM55 83V84H54ZM107 83H108V85H107ZM136 83H138V82H136ZM228 83L226 84V85H228ZM243 84H244V82H242ZM75 84H76V86H75ZM96 84V85H97ZM139 84V83H138ZM146 84V86L147 87H149V89H150V87L152 88V91H151V89H150V91L153 93V91L156 89L157 90V88H155V87H152V86H150V84H149V86ZM179 84V83H178ZM60 85V86H59ZM122 85H124V86H122ZM132 85V84H131ZM180 85V84H179ZM139 86V88L138 89H140V91L138 90V93L140 94V95H142L143 93L146 95L145 97H147L148 96V92H149V95H150V91H149V89L147 88V87H145V85H144V87L145 88H147L146 89V91H143V89L144 88H142V86L140 87V84L138 85ZM181 86V85H180ZM70 87V88H71ZM108 87V88H107ZM112 87V88H111ZM115 87V86H114ZM132 87V86H131ZM159 87V86H158ZM168 87V86H167ZM187 87H188V85H187ZM236 87V86H235ZM264 87V86H263ZM67 88L68 89H70L68 86L66 87V90H67ZM72 88V90H74ZM77 88H76V90H77ZM80 88V89H79ZM105 88V89H104ZM123 88H122V90H123ZM129 88L130 87H128L127 89L129 90ZM153 88H155L154 90H153ZM178 88H179V86H178ZM177 88V89H178ZM229 88H231V86L229 87ZM65 89V88H64ZM116 89V90H115ZM117 89H119V90H117ZM180 90L182 89V88H179ZM178 89V90H179ZM186 90H187V88H185ZM116 92H115V91ZM169 90V89H168ZM167 90V91H168ZM178 90L176 91V93L175 94H177V97H178V95L181 93V96L179 95V97H181L180 98V100H179V98H177L176 97V99H173L172 101L173 102H171V103H173V104H176V102H177V104L176 105H170V107H172V108H169V109H172L171 111H173V114H175V115H173L172 114V112L170 111V114H172L173 115V117H171L172 115H168V114H165V113H168L169 111H168V109H166L167 108V106L165 105V104H162V103H160V102H158V103H160L159 105H158V103L157 102H155V103H153V104H157V106L159 107V108H161L160 106H162V105H165V109L166 110H163V108H161L163 111H167V112H161V113H164L165 115H162V116H166L167 117V119H168V117H171V118H173V120L170 118V121L169 122H171V125H173V126H175L176 127V129H177V131L178 132H180V134L182 135L183 133H185L184 135L187 137V130L188 131H190L191 129H193V128H191L190 126H191V124H190V122H191V119H189L188 117H190V116H181L182 114L181 113H184L185 112V108L188 110V112H190V111H192L191 113H194L195 111L194 110H196L197 111V109L198 108H196V107H194V106H192V103L190 104V106H189V103L190 102H187L188 100H186L185 102L183 101V100H185L188 96H186V95H184V93L182 92V91H184L183 89H182V91H179L178 92ZM209 90V89H208ZM230 90V89H229ZM63 91V90H62ZM95 91V92H96ZM100 91H101V93H100ZM124 91H126V90H124ZM124 91H120V92H118V93H120L121 95L122 94H124L123 92ZM135 91V90H134ZM143 91V92H142ZM193 91V90H192ZM197 91V90H196ZM239 91V90H238ZM129 92L130 91H128V94H129ZM133 92V91H132ZM155 92V91H154ZM187 92H189V91H187ZM194 92V91H193ZM214 92H216V91H214ZM63 93H64V91H63ZM67 93V92H66ZM71 93V92H70ZM113 93V94H114ZM131 93V92H130ZM161 93V92H160ZM179 93V94H178ZM182 93H183V96L185 97H183L182 96ZM195 93V92H194ZM60 94V93H59ZM65 94V93H64ZM68 94V93H67ZM66 94V95H67ZM91 94V95H90ZM112 93H111V96L113 95ZM114 94V95H115ZM154 94V93H153ZM153 94H152V97L150 98V97H147L148 99H144V100H142V101H139V100H137V102H145V100H146V103L145 104H150V103H152V102H154V98L155 99H157V97H155V95L153 96ZM157 94V93H156ZM168 94V93H167ZM185 94H187V93H185ZM196 94V93H195ZM256 95V94H255ZM254 95V96H255ZM65 96V95H64ZM82 96H83V94H82ZM125 96V95H124ZM157 96V95H156ZM159 96H161V94H159ZM163 96V95H162ZM161 96V97H162ZM164 96H166V97H168V95H164ZM216 96V95H215ZM241 96H242V94H241ZM244 96V95H243ZM108 97V96H107ZM106 97V98H107ZM118 99H119V97H118V95L116 96ZM115 97V98H116ZM132 97H134V95L132 96ZM154 97V98H153ZM175 97V96H174ZM207 97H209V96H207ZM206 97V98H207ZM211 97V96H210ZM110 98V97H109ZM108 98V99H109ZM112 98V97H111ZM110 98V99H111ZM116 98V99H117ZM136 98H140L141 99V96H139V97H137L136 96ZM153 98V99H152ZM159 98V97H158ZM163 98H165V97H162V99ZM243 98V97H242ZM255 98H256V96H255ZM259 98V97H258ZM258 98L256 99V100H258ZM89 99V98H88ZM102 99V98H101ZM121 99V98H120ZM152 101H150V100ZM182 99V100H181ZM190 99V98H189ZM214 99H216V98H214ZM238 99H240V97L238 98ZM158 100V99H157ZM169 100V99H168ZM175 100H178L179 101V103L182 101V102H184V104L185 105H182L183 103H178V101H175ZM213 100V99H212ZM211 100V101H212ZM235 100H237L236 98H235ZM242 100H244V99H242ZM252 100V99H251ZM106 101H108V100H106ZM105 101V102H106ZM113 101H115L114 99H113ZM148 101H150V103L148 102ZM159 101V100H158ZM160 101H161V99H160ZM164 101H165V99L164 100H162V102L164 103ZM171 101V100H170ZM167 102V101H166ZM165 102V103H166ZM213 102H214V100H213ZM244 102H246V100L244 101ZM254 102H256V101H254ZM260 102V101H259ZM259 102H258V104H259ZM112 103V102H111ZM238 103H239V101H238ZM261 103V102H260ZM114 104V103H113ZM116 104V103H115ZM215 104V103H214ZM253 104V103H252ZM102 105V104H101ZM100 105V106H101ZM141 105H143V104H141ZM150 105H152V104H150ZM154 105V106H155ZM181 105H182V107L184 108H181ZM188 105V106H187ZM193 105H195L194 103H193ZM186 106V107H185ZM245 106V108L247 109V105H244ZM255 106H257V104H255ZM102 107V106H101ZM107 107V106H106ZM143 107H145V106H143ZM149 107H151V106H149ZM156 107V106H155ZM158 107H156V108H158ZM181 108V110L180 111H175V109H177V108ZM208 107V106H207ZM252 107H254V105H252ZM238 108V107H237ZM259 107H257V109H258ZM144 109V108H143ZM147 109V108H146ZM191 109H193V110H191ZM240 109V108H239ZM245 109V110H246ZM154 110V109H153ZM186 110V111H187ZM190 110V111H189ZM241 110V109H240ZM244 110V111H245ZM248 110V109H247ZM250 110V109H249ZM156 111V112H155ZM155 111H153V113L152 114H154L152 117L155 119V117L158 115L159 116V118H160V114H158L159 113V111L158 110H155ZM242 111V110H241ZM243 111V112H244ZM177 113V115H176V113ZM181 112V113H180ZM198 112V111H197ZM200 112V111H199ZM220 112H222V111H220ZM246 112V111H245ZM251 113H252V111H250ZM256 113V112H255ZM151 114V113H150ZM194 114H196V112L194 113ZM242 115H243V113H241ZM240 114V115H241ZM257 114V115H256ZM256 114H254L253 113V115H254V117H252L253 115H251L250 117L248 116L247 118V121H245L244 120V122H247V123H249L250 124V126L251 125H253L254 124V127H252V128H255L254 130H253V132L254 133H257V132H259L260 130H261V128L259 129L258 128V126H257V123H256V121L255 120H258L257 118L260 116V115H262L263 113H256ZM222 115V114H221ZM151 116V115H150ZM155 116V117H154ZM176 116H180L179 118L178 117H176ZM199 115H197L196 117V119H197V124H198V126H200V127H198L199 129V133H201V135L199 136V137H197L198 138V141L199 142H197V146L198 145H200V143H201V145L200 146H198V149H196V150H194V152L196 151V152H201V150H204L205 148L206 149H211L213 152H203V153H205V155H206V157L208 158V160L210 161L211 159L213 160V162L212 161H210L211 162V164H210V162L208 161V162H206L205 160L207 159L205 156H204V154L202 155V154H200V153H198L199 155H201L200 157L199 156H197L196 155V157H197V159H199V158H202V156L203 157H205L206 159L204 160V158H202L200 161L202 162V163H208V165L206 164H204L205 166H206V168H205V172H207V174L206 175H204V173L205 172H203V175L205 176V177H209L210 176V178L212 179L211 181H213V179L216 177V180H217V176H218V180H219V182L218 181H216L215 179H214V183L213 182H211V185H212V190L214 191L215 190V187L216 186H219V187H217L218 188V191H216L215 190V192L217 193L218 192V194H220V192H221V194L224 196V195H228V193L230 192H227V193H224L223 191H227L226 190V188H224V190H223V187H220V186H223V185H221V184H219V183H221L220 181H222V183L223 184H229L228 183V178L230 177V175H229V173H228V175H227V172H232V173H234L235 174V172H234V170H238V161H236V158H234L233 156H232V154H230L229 155V153H230V151H233L232 150V146L234 147V145H236L235 144V139L233 140V142H231V143H227L226 142V140H224V142H220L219 140H220V138L219 139H217L216 137L217 136H215L214 134H216L217 132H218V130H217V127L215 128V125H213V122L212 121H210L211 119L210 118H208L207 116H206V114H204V116H206L205 118H208L207 120H209V124H207L208 123V121L207 120H204V118H200L201 117V114H200V117H198ZM203 116V117H204ZM219 116V115H218ZM256 116H257V118H256ZM166 117H164V118H166ZM176 117V118H175ZM220 117V116H219ZM261 117V116H260ZM146 118H148V117H146ZM146 118H145V120H146ZM159 118L158 117H156V119H157V121H159L160 122V120H161V122H162V120L164 121L163 122V124L164 123H167L166 122V120L167 119H164L163 117V119H160L159 120ZM174 118L176 119V121H175V123H178L177 122V119H179L180 121H181V123L183 122V121H185L184 123H182V124H185V125H182L181 124V129H182V131L179 129V128H177V127H179L180 125H178V124H173V121H174ZM188 118V119H187ZM191 118H193V117H191ZM240 118H241V116H240ZM256 118V119H255ZM153 119V120H154ZM194 119H195V117H194ZM200 119V120H199ZM242 119H243V117H242ZM260 120H263L264 121V119L263 118H259ZM149 120H150V122H152L153 120H152V118L150 119V117H149ZM152 120V121H151ZM172 120V121H171ZM213 120V119H212ZM249 120V121H248ZM251 120H253V122H255V123H251L250 121ZM156 121V120H155ZM155 121L153 122V123H151V124H153V126L156 124L157 125V121H156V123H155ZM199 121H203L202 123L201 122H199ZM214 121H216L217 123H219L218 121H219V118L217 119V120H214ZM259 121V120H258ZM257 121V122H258ZM159 122H158V124H159ZM160 122V124H161V128L164 126L162 123ZM189 122V124H186V123H188ZM262 122V121H261ZM210 123H212V126L210 127ZM246 123V124H247ZM259 123V122H258ZM264 123V122H263ZM180 124V123H179ZM206 124V125H205ZM216 124V123H215ZM219 124H221V123H219ZM259 124H261V123H259ZM187 125L190 127V129H189V127H188V129H187ZM222 125V124H221ZM220 125V126H221ZM255 125H256V127H255ZM5 126V125H4ZM152 126V125H151ZM184 126L186 127V129H184ZM216 126H218V125H216ZM223 126V127H222ZM221 126V130H222V132H225L226 131V128H224V127H226V126H224V125H222ZM250 126H248V127H250ZM260 126V125H259ZM146 126H144V128H145ZM160 127V126H159ZM165 127H166V130L165 131H163L162 129H160V128H158V129H156V130H162L164 133H166L165 134V136L163 135V134H161V132H160V136L162 137H166V135H170V133L172 132L170 129H168L167 127H168V123H167V125H165ZM169 127H172V126H169ZM210 129H209V128ZM151 128H153V127H151ZM154 128H156L155 126H154ZM212 128V129H211ZM214 128H215V130L217 131V132H215V130H214ZM222 128H224V130L222 129ZM228 128V127H227ZM165 129V128H164ZM170 130L171 132H166V131H168V130ZM184 129V130H183ZM153 132H152V131ZM150 131L152 132L151 134L153 135L154 134V132L156 131L155 129L153 130V129H151ZM194 131H195V129H193ZM156 132H158V131H156ZM214 132V133H213ZM146 133V132H145ZM159 133V132H158ZM169 133V134H168ZM221 132H219V134H220ZM244 133H246V132H244ZM174 135L176 134V132L175 133H173ZM172 133H171V135H173ZM179 134V135H180ZM192 134H193V132H192ZM212 134H213V136H212ZM219 134H217V135H219ZM248 134V133H247ZM247 134H243L242 133V135L241 136H243V135H247ZM177 136H178V134H176ZM189 135V134H188ZM194 135H195V133H194ZM249 135V134H248ZM1 136V135H0ZM185 136H181V138L183 137H185ZM203 136V137H202ZM215 136V137H214ZM220 136H221V134H220ZM211 137H212V140H211ZM214 137V138H213ZM222 137V136H221ZM223 137H226V139H227V136L225 135V136H223ZM233 137V136H232ZM247 136H245V137H243L244 139H243V141L244 142H242L243 144H241V148L243 149V151H248L246 148L248 147H246V146H244V145H246L247 144V142H246V140L247 139H245ZM249 137V136H248ZM163 138V139H164ZM171 138V137H170ZM173 138H175L174 136H173ZM183 138H182V140H183ZM192 138V137H191ZM197 138H196V140H197ZM200 138H201V140H200ZM231 138V137H230ZM235 138V137H234ZM4 139V138H3ZM206 139V140H205ZM216 139V140H215ZM250 139V138H249ZM2 140V139H1ZM1 140H0V142H1ZM5 141H7V139L5 138L4 139ZM173 140V139H172ZM175 140V139H174ZM181 140V141H182ZM210 140L211 141H213V144H211L210 143ZM241 140V139H240ZM3 141V140H2ZM4 141V142H5ZM180 141V140H179ZM205 141H207V142H205ZM215 141H217V142H215ZM186 142V141H185ZM209 142V143H208ZM215 142V143H214ZM3 143V142H2ZM8 143V142H7ZM110 143V142H109ZM159 143V142H158ZM162 143V142H161ZM169 143V142H168ZM174 143V142H173ZM173 143H171V145H174ZM178 143V142H177ZM208 145H207V144ZM185 144V143H184ZM203 144V145H202ZM205 144V145H204ZM110 145V144H109ZM112 145V144H111ZM110 145V146H111ZM164 145V144H163ZM178 145V144H177ZM239 145V144H238ZM244 147H243V146ZM250 145V144H249ZM252 145H255L254 143L252 144ZM188 146V145H187ZM204 146V147H203ZM88 147V146H87ZM202 147V148H201ZM119 148V147H118ZM167 148V151H168V147H166ZM172 148V147H171ZM175 148V147H174ZM195 148H197V147H195ZM204 148V149H203ZM249 148V147H248ZM252 148H255V147H252ZM88 149H90V147L88 148ZM181 149H182V147H181ZM257 149V148H256ZM91 150V149H90ZM174 150V149H173ZM172 150V151H173ZM175 150H179V149H177V147L175 148ZM183 150V149H182ZM198 150V151H197ZM237 150L239 151V149L237 148ZM181 151V150H180ZM184 151V150H183ZM227 152H228V154H227ZM202 153V152H201ZM215 154L214 156L213 155H210V154ZM232 153V152H231ZM247 153V152H246ZM258 151H252L251 150V152H249V154L247 153V155H243L245 158H243V159H247L246 161H243L242 163L240 162V168L242 169V171H243V167H245L246 165H249V167H248V170L249 169H251V170H253L254 168H255V161H254V159H255V157H259V155H258ZM262 153V152H261ZM197 154V153H196ZM208 154L210 155V157L208 156ZM217 154V155H216ZM226 155V158H231L230 159V161L231 162H229L228 161V159H225V158H223V160L224 161H227V163H225L224 161H222L220 158H222L221 156L222 155ZM185 155V154H184ZM229 155V156H228ZM31 156V155H30ZM218 156V157H217ZM180 158H178L179 160H177L178 161V163H177V161H175L177 164H178V166H181V167H179V170H181L180 168H182L183 167V165H184V167H186V166H188L187 165V159L185 160V162H182L183 163V165L181 164V165H179V163H181V161H180V159H182L181 157H182V155H181V152H180V156H179ZM215 157H217L218 159H220L219 160V162L217 161L218 159H216ZM186 157L184 156V159H185ZM215 160H214V159ZM183 159V160H184ZM242 159V160H243ZM28 160V159H27ZM30 160V159H29ZM28 160V161H29ZM205 162H204V161ZM25 161V160H24ZM34 161V160H33ZM199 161V162H200ZM221 161V162H220ZM233 161H235L236 163H234ZM26 162V161H25ZM220 163V165H222V167L219 165V164H217V163ZM224 162V163H223ZM231 163V165H229V163ZM233 162V163H232ZM186 164V166H185V164ZM216 163V164H215ZM221 163H223V164H221ZM249 163V164H248ZM200 164V163H199ZM227 164V165H226ZM235 165L236 167L234 168L233 167V165ZM218 165V166H217ZM224 165H226V166H231V169H232V171H230V168L229 169H227ZM26 166H28V165H26ZM210 166H212L213 167V169L215 168V166L216 167H221L220 169L221 170H223V171H225V173L222 171H220L219 169L217 170V169H214V170H212V167H210ZM12 167H14V166H12ZM188 167H190V165L188 166ZM207 167H209L210 169H207ZM193 168V167H192ZM191 168V169H192ZM224 168V169H223ZM225 168L228 170V171H226L225 170ZM185 169V168H184ZM246 170H247V168H245ZM257 169V168H256ZM182 170H183V168H182ZM182 170H181V172H182ZM212 170V171H211ZM220 171L222 174H220L219 175V173L218 172H215V174L213 175L212 173H214L213 171ZM246 170H245V173H247L246 172ZM212 173H211V172ZM180 172V173H181ZM183 172H185V171H183ZM190 171H186V174H187V176L185 175V177H186V179H187V177H188V175L190 174L189 173ZM208 172H209V174H208ZM80 173H83V172H80ZM179 172H178V174H180ZM125 174V173H124ZM177 174V175H178ZM181 174H183V173H181ZM194 174V173H193ZM210 174H212V175H210ZM218 174V175H217ZM225 175V177H226V180H224L225 178H224V175ZM236 174H237V172H236ZM235 174V176H236V178H237V175ZM84 175V174H83ZM128 176V180L130 179V177L131 176H133V175H131V176H129V174L126 172V174L124 175V178H125V176ZM191 175H192V170H191ZM239 175V174H238ZM245 175V174H244ZM121 176H122V178H123V174H121ZM127 176H126V178H127ZM179 176H181V175H179ZM215 176V177H214ZM221 176H223V179L222 178H220ZM234 176V175H233ZM245 177H247L246 175H245ZM259 177V176H258ZM261 177V176H260ZM52 178V177H51ZM121 177H120V179H122ZM133 178V177H132ZM184 178V177H183ZM194 178V179H193ZM193 178H192V180L191 181H193V183H194V181H199V179H197V176H196V180H195V177L193 176ZM204 178V177H203ZM202 178V179H203ZM239 178V177H238ZM86 179V178H85ZM85 179H83V180H85ZM185 179V178H184ZM189 179H191V176L189 177ZM189 179H187V182H188V184H189V182H190V180ZM221 179V180H220ZM249 179V178H248ZM11 180V179H10ZM53 180V179H52ZM55 180H57L56 178H55ZM55 180H53V181H55ZM123 180H125V179H123ZM189 180V181H188ZM201 180V179H200ZM203 180H205V178L203 179ZM203 180L202 181H200L201 182V185H203L204 184V186H201V187H204L205 188V192H207V186H206V184L207 183H204L203 182ZM247 180V179H246ZM252 180V179H251ZM250 180V181H251ZM130 181V180H129ZM156 181H158V180H156ZM215 181H216V183H215ZM248 181V180H247ZM119 181H117V183H118ZM123 182V181H122ZM130 182H132V181H130ZM139 182V181H138ZM207 182V181H206ZM133 183H135V184H137V185H140V184H142L141 182H139V183H137V181H135L134 180V182ZM191 183L192 182H190V184L189 185H191ZM244 183V182H243ZM248 183H251V182H248ZM132 184V183H131ZM134 184V188H137V189H142V188H144L145 190H147L149 187H147V189H146V187L144 186V185H140V187H142V188H140L139 186H136ZM187 184V185H188ZM219 184V185H218ZM252 184V183H251ZM263 184V183H262ZM262 184H261V186H262ZM77 185H79V184H77ZM133 185V184H132ZM239 185V184H238ZM192 186V185H191ZM214 186V187H213ZM230 186V185H229ZM248 186V185H247ZM74 187H76L75 185H74ZM78 187H80V185L79 186H77L76 188L78 189ZM139 187V188H138ZM228 187V186H227ZM231 187V186H230ZM263 187V186H262ZM75 188V189H76ZM193 188H195V187H193ZM216 188V189H217ZM250 188V187H249ZM57 189V188H56ZM84 189H85V187H84ZM143 189V191H140L141 193H144V190ZM192 189V188H191ZM189 189L190 191H193V190H195V191H193L192 193H198V195L197 196H200V193L199 192H197V189L195 188V189ZM227 189H229V188H227ZM79 190V189H78ZM81 190H83L82 189V187H81ZM202 189H200V192H201V194L202 193H205L204 192V189L201 191ZM231 190V189H230ZM258 191H259V189H257ZM242 191V190H241ZM249 191V190H248ZM139 192V193H140ZM145 192H147V191H145ZM224 194H223V193ZM260 192H261V190H260ZM231 194H232V192H230ZM235 193H236V191H235ZM243 193V192H242ZM146 194V193H145ZM193 194V195H194ZM217 194V196H218V201L219 200H222L221 202H218L217 201V203H218V205L219 204H221L218 208H216L215 207V204H213V206H212V204H209V202H210V199L208 198V196H207V198H206V195H208V192H207V194H205L204 196H205V198H204V200H203V198H202V200H203V202H200L199 201V203H200V205H201V207L202 208H204V209H206V210H210L211 211V209H214V208H216V209H214L213 211L215 212V214H216V217H215V220L216 221H218V223L219 224H221V222H223V220H226L227 218L229 219V220H227V222H226V224L227 225H223V223L221 224V226H218V225H216L215 224V222H214V220H212L213 218H211V220H210V218H209V221L207 222V223H205V225L207 226V227H205V228H207V230L209 231V232H211L210 230L211 229H213L212 231H217L216 233L217 234H219L217 237L218 238H216V236H215V234L214 235H212L211 234V238L210 239H213V242L211 243V242H209V243H211L210 245H208L209 246V249H211V251H213L214 253H221L222 254V258L223 259H226V260H232V259H234V260H236L232 255H229V253H228V251L233 247L232 246V241L231 240H229V238L230 237H233V238H235V239H238V238H241V237H243V234L246 236V234L248 233V231H249V228H252L253 226H255V224H256V222L258 221V211L260 210V208L258 207V208H254L253 210H248V211H245L244 209H242V208H240L239 207V209H241L240 211H238L237 212V210L235 209V210H232L230 207H232V208H234L233 206H230V205H225V204H223L222 202L224 201V200H226V199H224V198H228L229 197V195H228V197L227 196H222L221 194L220 195H218ZM234 194V193H233ZM244 194V193H243ZM254 194V193H253ZM256 194V193H255ZM141 194H139V196H140ZM237 195V194H236ZM236 195L234 194V195H232L234 198H235V200L237 199L236 198ZM244 195H246V194H244ZM73 196V195H72ZM220 196H222V198L224 199H222V198H219ZM142 198H145V195H144V197H142ZM141 198V199H142ZM198 199L200 198V197H197ZM71 196H70V198H69V200L71 201ZM75 198L73 197V200H74ZM97 199H98V201L100 200L99 198H96L92 203H93V205L91 206L92 208L90 209V207H88L89 209H87V207L86 206H84L83 204L80 206V207H77V205H76V208H74V207H71L70 205H68V204H66V206L64 207V209H62L63 207L61 206V205H63V204H60V207H59V205H58V203L56 204V205H58V207H55L54 205H52V206H54V208H50V207H47V208H45L44 209V212L43 213H41L40 214V216H37V219L39 220L38 222H39V227H40V229H42L43 231H44V233H45V238H44V242L48 245L47 247H48V250H49V252H48V254H50L52 257H54V258H52V260L53 259H56L57 260V262L55 263V264H114V262H112V259L114 258L113 256V258L111 257V255L109 254V253H100V254H98L97 256H95V260L93 259V261L94 262H88V258L85 256L86 255V253H92V254H94V253H96L95 251H97V248H96V244H97V241H98V239H100L101 237L99 236V235H97L96 233H94L93 232V230H92V227H93V225H94V223H95V221H96V219L98 218V216H100V208L102 207H99V204L101 205V203H99L98 204V201H97ZM195 199V198H194ZM88 200V199H87ZM92 200V199H91ZM144 200V199H143ZM142 200V201H143ZM196 200V199H195ZM74 201H76V200H74ZM146 201V200H145ZM175 201V200H174ZM197 201V200H196ZM208 201V202H207ZM227 201V200H226ZM226 201H225V203H226ZM237 201V200H236ZM236 201H234L233 203H236V204H238ZM243 201H245L244 199H243ZM248 201H250V200H248ZM56 202V201H55ZM78 202V201H77ZM100 202V201H99ZM144 202V201H143ZM198 202V201H197ZM196 202V203H197ZM204 202H206V203H204ZM251 202V201H250ZM71 203H73V201H71ZM80 203V202H79ZM78 203V204H79ZM168 203H170L169 204V206H170V209H171V212H172V214H173V216H174V223H175V226H176V230H173L174 228H170V230H172V232H174V231H176V232H178L177 234H179L181 231V233L183 234V236H182V234L180 233V235L182 236H180V235H177L176 237H178V238H180L181 237V239H183V241H185L184 239L185 238H187V237H189L188 238V241H187V239H186V243L188 244V245H190V247L192 246L193 248L191 249V252H196L197 250H195V247L192 245V243H194L193 241H192V239L194 238V237H197L198 235H200L199 234V232H198V235H195L196 234V232L198 231L197 230V228H196V225L195 224H193L192 223V221L190 222V220L188 219V218H191V216H193L192 214V212H191V214H190V211H189V209H187L188 210V212H189V217L188 218H186L185 219V214H184V209H183V207L181 208L179 205H178V203H173V200L171 201L170 199H169V202ZM211 203V202H210ZM76 204V203H75ZM206 204V205H205ZM207 204H209V207L207 206ZM229 204V203H228ZM231 204V203H230ZM243 204V203H242ZM68 205V206H67ZM80 205V204H79ZM218 205H216V206H218ZM254 205V204H253ZM51 206V205H50ZM207 206V207H206ZM210 206H212V208L210 207ZM234 206H236V205H234ZM186 207V206H185ZM206 207V208H205ZM214 207V208H213ZM208 208V209H207ZM221 210H220V209ZM156 209V208H155ZM162 209V208H161ZM218 209V210H217ZM259 209V210H258ZM5 210V206L4 205H1L0 204V212H3ZM34 210V209H33ZM64 210V211H63ZM146 210V209H145ZM152 210V209H151ZM157 210H158V208H157ZM242 210H244V211H242ZM209 211V213H211ZM218 211H220V214H219V212ZM33 212V211H32ZM61 212H63V213H61ZM156 212V211H155ZM207 212V211H206ZM226 212H227V214H226ZM14 213H15V215L17 214V215H19L20 214V211H18V209L17 208H15L14 209ZM33 213H35V211L33 212ZM59 213H61V214H63L60 218H59V216L61 215H59ZM222 213V214H221ZM37 214H38V212H37ZM36 214V215H37ZM35 215V216H36ZM39 215V214H38ZM160 215V214H159ZM158 215V216H159ZM220 215H223V216H220ZM229 215H232L231 217H229ZM2 216V215H1ZM0 216V218H3V217H1ZM161 216V215H160ZM159 216V217H160ZM211 217H213L212 215H210ZM243 216V217H242ZM18 217V216H17ZM162 217V216H161ZM160 217V219H162ZM241 218V220L239 221V222H236V219L237 218ZM66 218H69V219H67L68 220V222H66ZM194 218H195V216H194ZM3 219H5V218H3ZM3 219H1V220H3ZM20 219V218H19ZM36 219V220H37ZM70 219H71V221H70ZM192 219V218H191ZM157 220H159V219H157ZM189 220V221H188ZM238 220V219H237ZM161 220H159V222H160ZM210 222V223H209ZM211 222H214V224L213 223H211ZM229 222V223H228ZM161 224H164V223H162V222H160ZM189 223H192L193 224V228H188L189 226H188V224ZM238 223H241V226L240 227H238L237 226V224ZM63 224V225H62ZM69 224V225H68ZM70 224H72V227L70 228ZM96 224V223H95ZM166 224V223H165ZM207 224H209V225H207ZM210 224H211V226H210ZM214 225V226H213ZM69 226V227H68ZM164 226V225H163ZM162 226V227H163ZM173 226V225H172ZM190 226V227H191ZM195 226V227H194ZM215 226H218L217 228L218 229H216V227ZM38 227V228H39ZM164 227H166V225L164 226ZM187 228L188 230L189 229H192V231L194 232L195 230V232L193 233L192 231H190V233H191V235L189 234V231L187 230V231H183V228ZM214 227V228H213ZM179 228H182V229H180L179 230ZM196 228V229H195ZM204 228V229H205ZM211 228V229H210ZM157 229V228H156ZM194 229V230H193ZM210 229V230H209ZM214 229H216V230H214ZM262 229V228H261ZM28 230V229H27ZM134 230H136V229H134ZM264 230V229H263ZM38 231H39V229H38ZM165 232H166V230H165ZM184 232L186 233V232H188V234L186 233V235H187V237L184 235ZM30 232L28 231L27 233H24V234H27V235H29L30 236V234H29ZM166 233H169V232H166ZM214 233V232H213ZM23 234V235H24ZM134 234V233H133ZM216 234V235H217ZM261 234H262V232H261ZM1 235V234H0ZM23 235H22V237H23ZM27 235H25V238H21V241L22 240H24V239H27L26 238V236ZM64 235H65V237H66V241H64ZM189 235V236H188ZM248 235V234H247ZM255 235V234H254ZM135 237H136V235H134ZM193 236V237H192ZM212 236H215L214 238L215 239H217V240H215ZM244 236V237H245ZM161 237V236H160ZM191 237V238H190ZM250 237V236H249ZM248 237V238H249ZM256 238V237H255ZM196 239V238H195ZM195 239H193L194 241H195ZM146 240V239H145ZM215 240V241H214ZM220 240H221V242H220ZM246 240V239H245ZM191 241V243H189ZM124 242V241H123ZM135 242V241H134ZM133 242V243H134ZM174 242V241H173ZM179 243V242H178ZM244 243V242H243ZM242 243V244H243ZM180 244V243H179ZM251 243H249V245H250ZM135 245V244H134ZM177 245V244H176ZM244 245L245 246H247V244L246 243H244ZM244 245H242L241 247H240V249L243 251H245V249H246V247L244 246ZM262 245V244H261ZM180 246V245H179ZM182 246V245H181ZM253 245L251 244V247H252ZM156 247V246H155ZM159 247V246H158ZM163 247V246H162ZM172 247H174V246H172ZM189 247V246H188ZM249 248V249H252V248ZM254 247V246H253ZM157 248V247H156ZM161 248V247H160ZM177 249H179V248H177ZM255 250H256V248H254ZM171 249H169V251H170ZM180 250H182V249H180ZM195 250V251H194ZM154 251H156L155 249H154ZM158 251V250H157ZM174 251V250H173ZM224 251V252H223ZM242 251H240L241 253H242V256H240V257H245V255H244V253L242 252ZM250 250H248V252H249ZM60 252V253H59ZM138 252V251H137ZM152 252V251H151ZM182 252H184V250H182ZM238 252V251H237ZM260 252V251H259ZM264 252V251H263ZM58 253H59V255H58ZM241 253H239V254H241ZM47 254V253H46ZM151 254V253H150ZM143 255V254H142ZM191 255V256H190ZM248 255V254H247ZM261 256H264V254L262 255H260L259 257H261ZM141 257V256H140ZM161 257V256H160ZM201 257H203V256H201ZM247 257H249V258H246V260H248V259H251V257L248 255ZM49 258V257H48ZM143 257H141V259H142ZM187 260L189 261V262H187L186 260V263H189V264H191V263H193L194 261H196V257L194 256V255H192V254H189L187 257ZM204 258V257H203ZM202 258V259H203ZM254 258V257H253ZM262 258V257H261ZM176 259V258H175ZM183 259V258H182ZM200 259V258H199ZM201 259V260H202ZM49 260H50V258H49ZM92 260V259H91ZM143 260V259H142ZM160 260V259H159ZM206 260V259H205ZM254 260V259H253ZM259 260V259H258ZM103 261V262H102ZM184 261V260H183ZM251 261H252V259H251ZM139 262H141V261H139ZM142 263V262H141ZM143 263H144V261H143ZM146 263V262H145ZM181 263V262H180ZM185 263V264H186ZM201 263V262H200ZM249 263V262H248ZM254 263V262H253ZM115 264H116V262H115ZM182 264V263H181ZM243 264H246L245 263V261H244V263ZM250 264H252L251 262H250Z\"/></svg>", "mask_w": 264, "mask_h": 264}]
</instances>
